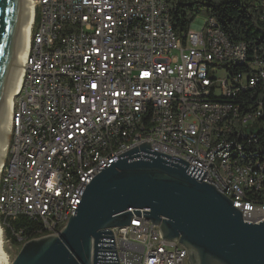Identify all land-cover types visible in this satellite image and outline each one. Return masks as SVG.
I'll return each mask as SVG.
<instances>
[{
    "label": "built area",
    "instance_id": "2783aa9c",
    "mask_svg": "<svg viewBox=\"0 0 264 264\" xmlns=\"http://www.w3.org/2000/svg\"><path fill=\"white\" fill-rule=\"evenodd\" d=\"M248 56L247 44L231 41L212 16L197 15L178 34L168 0L34 6L0 167V222L26 215L43 226L60 218L63 227L87 184L125 156L128 143H149L152 152L186 161L189 172L246 210L245 220L263 221L264 207L239 199L240 184H264V160H247L255 137L249 130L264 117V99L246 105L241 94L264 88V62ZM135 124H143L142 134ZM116 138H126V148L116 149ZM234 150L244 158H234ZM97 154L105 161L96 162ZM75 169L84 178L68 182ZM63 203H72L69 215H62ZM107 230L99 264H190L185 245L164 237L144 209L130 224Z\"/></svg>",
    "mask_w": 264,
    "mask_h": 264
},
{
    "label": "water",
    "instance_id": "95a60500",
    "mask_svg": "<svg viewBox=\"0 0 264 264\" xmlns=\"http://www.w3.org/2000/svg\"><path fill=\"white\" fill-rule=\"evenodd\" d=\"M24 2L0 0V122ZM141 209L164 237L185 245L190 264H264V220H245L232 199L189 172L186 161L152 152L149 143L103 168L66 224L25 241L10 264H99L107 228L130 224Z\"/></svg>",
    "mask_w": 264,
    "mask_h": 264
},
{
    "label": "trees",
    "instance_id": "16d2710c",
    "mask_svg": "<svg viewBox=\"0 0 264 264\" xmlns=\"http://www.w3.org/2000/svg\"><path fill=\"white\" fill-rule=\"evenodd\" d=\"M168 5L171 23L178 34L187 31L193 19L199 13H204L217 20L231 41L247 44L248 58L258 57L264 60V0H168ZM241 94L245 97L243 102L246 105L251 103L256 106L257 99H264V88L258 84L251 90L248 87ZM249 131L255 135L250 149L259 153L257 157L264 160V117ZM262 193L264 194V189L251 190L248 195L262 201ZM1 222L6 239L13 244H21L43 234L42 222L26 215L9 219L8 223H4L2 218ZM20 236L23 241H20Z\"/></svg>",
    "mask_w": 264,
    "mask_h": 264
},
{
    "label": "bare ground",
    "instance_id": "6f19581e",
    "mask_svg": "<svg viewBox=\"0 0 264 264\" xmlns=\"http://www.w3.org/2000/svg\"><path fill=\"white\" fill-rule=\"evenodd\" d=\"M43 0H25L23 17L21 21V30L19 33V40L15 52V64L12 72L11 85L6 96V100L2 109V117L0 122V167H5V147L7 143V136L10 129V116L11 108L13 105V100L15 94L19 91L23 72L26 54L29 46L30 32L34 14V6H40ZM264 62V60H262ZM148 129H158V122H148ZM143 124H135V134H142ZM237 144H244V136H237ZM136 147V143H128V150ZM116 149L126 148V138H116L115 140ZM259 154V153H258ZM257 153L248 152L247 160L258 161L262 160L257 157ZM234 158H244L243 150H234ZM105 161V154H97L96 162ZM0 180H2V170H0ZM84 178V171L82 169H75L73 172L68 174V182H77L79 179ZM262 189H264V184H262ZM251 190H256L255 188H248V184L239 185V199H248V206L250 207H264V198L262 201L259 198H252L248 195ZM229 196L228 193H225ZM254 194V193H252ZM256 194V193H255ZM263 194V193H262ZM260 194V195H262ZM264 195V194H263ZM252 196V195H251ZM255 196V195H254ZM253 196V197H254ZM72 211V203H63L62 215H69ZM243 217L247 218V211L241 210ZM62 228V220L60 218H50L43 226V235L47 233H57ZM22 240V237H19ZM11 260L8 252L4 247V230L2 224L0 223V264H10Z\"/></svg>",
    "mask_w": 264,
    "mask_h": 264
},
{
    "label": "rangeland",
    "instance_id": "374dc122",
    "mask_svg": "<svg viewBox=\"0 0 264 264\" xmlns=\"http://www.w3.org/2000/svg\"><path fill=\"white\" fill-rule=\"evenodd\" d=\"M205 16H207V15H205L204 13H199L198 14V17H205ZM7 134H8L7 137L9 138L10 129H9V132ZM2 227H3V225H2ZM3 230H4V227H3ZM22 245H23V243H21V244H13L10 240L6 239L5 232H4V247H5L6 251L9 254V257H10L11 261L17 255V253L19 252V250H20Z\"/></svg>",
    "mask_w": 264,
    "mask_h": 264
}]
</instances>
